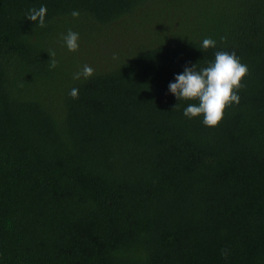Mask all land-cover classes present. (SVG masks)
<instances>
[{
  "label": "trees",
  "instance_id": "1",
  "mask_svg": "<svg viewBox=\"0 0 264 264\" xmlns=\"http://www.w3.org/2000/svg\"><path fill=\"white\" fill-rule=\"evenodd\" d=\"M217 51L249 74L207 127L169 84ZM0 264H264V0H0Z\"/></svg>",
  "mask_w": 264,
  "mask_h": 264
},
{
  "label": "clouds",
  "instance_id": "2",
  "mask_svg": "<svg viewBox=\"0 0 264 264\" xmlns=\"http://www.w3.org/2000/svg\"><path fill=\"white\" fill-rule=\"evenodd\" d=\"M47 7L41 5L38 9L33 7L26 18L34 22L38 27H46L45 18ZM73 18H78L79 11L74 10L71 13ZM65 46L70 52L79 50V33L69 30L62 37ZM226 37H221V41H226ZM202 48L207 50L216 47V41L211 38H205L202 41ZM51 57L48 63L51 69L57 67L55 52H48ZM115 58V57H114ZM249 74L246 64L241 63L235 52L217 51L214 61H210L206 67L197 69V65L185 67L183 73L175 76V82L169 84V91L178 101H198V103H189L184 109L183 115L189 119L203 117V124L207 127H216L222 121L226 108L233 104H239L238 95L243 88L242 81ZM94 75V69L85 64L82 71L74 74V79L79 80L83 77L85 80ZM69 95L73 99L79 96V90L73 88ZM178 104L173 108L176 110ZM172 110V111H173ZM221 255L227 258V250H222Z\"/></svg>",
  "mask_w": 264,
  "mask_h": 264
}]
</instances>
